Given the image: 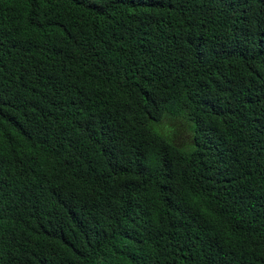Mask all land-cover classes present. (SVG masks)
Returning <instances> with one entry per match:
<instances>
[{
  "label": "trees",
  "instance_id": "trees-1",
  "mask_svg": "<svg viewBox=\"0 0 264 264\" xmlns=\"http://www.w3.org/2000/svg\"><path fill=\"white\" fill-rule=\"evenodd\" d=\"M0 264H264V0H0Z\"/></svg>",
  "mask_w": 264,
  "mask_h": 264
},
{
  "label": "rangeland",
  "instance_id": "rangeland-1",
  "mask_svg": "<svg viewBox=\"0 0 264 264\" xmlns=\"http://www.w3.org/2000/svg\"><path fill=\"white\" fill-rule=\"evenodd\" d=\"M169 119H172V121H169ZM148 125L153 132L163 136L170 142L182 138L185 139L183 141H189L187 135L192 134L193 136L194 133V123L185 114L181 113H166L161 120H150ZM180 147L185 151H189L194 147V144L181 145Z\"/></svg>",
  "mask_w": 264,
  "mask_h": 264
}]
</instances>
